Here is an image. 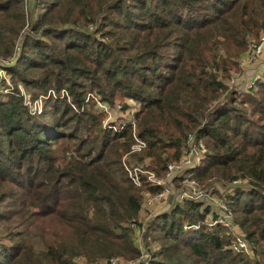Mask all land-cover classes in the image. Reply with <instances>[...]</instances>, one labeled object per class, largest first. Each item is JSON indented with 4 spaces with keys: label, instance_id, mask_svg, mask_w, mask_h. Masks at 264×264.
I'll use <instances>...</instances> for the list:
<instances>
[{
    "label": "trees",
    "instance_id": "16d2710c",
    "mask_svg": "<svg viewBox=\"0 0 264 264\" xmlns=\"http://www.w3.org/2000/svg\"><path fill=\"white\" fill-rule=\"evenodd\" d=\"M263 32L264 0H0V70L13 85L0 81V264H264V80L229 87ZM17 86L54 96L34 116ZM88 93L134 110L146 147L128 164L162 176L189 138L202 141L193 177L232 228L209 227L201 202L174 205L148 224L140 259L128 227L155 190L123 169L132 125L102 129ZM233 230L250 252L231 251Z\"/></svg>",
    "mask_w": 264,
    "mask_h": 264
},
{
    "label": "built area",
    "instance_id": "2783aa9c",
    "mask_svg": "<svg viewBox=\"0 0 264 264\" xmlns=\"http://www.w3.org/2000/svg\"><path fill=\"white\" fill-rule=\"evenodd\" d=\"M18 50L19 49L16 48L15 51L17 52ZM263 51L264 32L260 34L256 41L248 42V50L239 62L242 70L256 63L262 55ZM244 73L245 72L243 71V85L242 80L240 81L239 79H237V77H234L230 80L229 87L231 88L233 85H236L237 90L245 91L255 88L257 82L264 80V71H257V73L251 75L250 78H248L249 74L245 75ZM0 81H4L8 88L4 91V93L12 91L13 87L10 84V80L3 70H0ZM17 88L20 94L23 96L24 107L31 115H34V113L39 114L42 112L41 102H36L37 99L45 102L47 98H49L50 96H54V94L49 93L46 98L39 97L34 99L29 94L26 95V93L20 86H17ZM22 91L24 93H22ZM59 96L60 98L66 99L67 102L70 103L69 97L65 91H61ZM90 98L91 95H88L86 101H88V99ZM32 104H34V107H31ZM97 107L101 112L103 110L107 115V120L103 125V129L108 128V130H112L114 132L117 130H122L126 126V124H130L133 127V142L131 144L129 152L122 158L123 169L130 182L136 188H143L144 185H147L148 187L155 190L153 192L145 191L142 193L141 211L139 218L146 214L150 215L151 218H154L160 214L166 213L174 205L182 204L187 201L201 202L209 207L211 212L205 218L209 227L220 226L226 229L232 228V215L227 209L225 202H223L216 194L212 193L211 191L202 189V187L193 177L194 172L198 168H200L205 157L206 147L202 141L194 142L192 137L189 138V141L186 144V147L183 150L182 155L178 159V161L168 163L165 167L163 175L157 176L155 172L145 168V164H128L130 155L140 153L146 147L145 143L138 139L134 132V110L130 109L128 112H126L128 113V117L125 118L126 121L122 118L120 119L121 123L116 126L115 124L111 123L112 112L108 110L107 106L100 101H97ZM233 185L237 186L239 185V183L235 182ZM212 213H215L216 216L212 217ZM208 217L210 219L207 221ZM137 222H139V219ZM139 225L140 223L131 224L128 228L131 230V232H139V234L141 235V229L139 228ZM141 227L144 228V226L142 225ZM193 227L195 226H184L186 230H189ZM230 249L233 253H248L249 246L242 237L235 234L233 242L230 244ZM144 250L145 249H142V251L139 250L142 255L140 259H144L146 257ZM103 264H135V262L128 263L122 261L121 259L115 258L104 262Z\"/></svg>",
    "mask_w": 264,
    "mask_h": 264
},
{
    "label": "rangeland",
    "instance_id": "374dc122",
    "mask_svg": "<svg viewBox=\"0 0 264 264\" xmlns=\"http://www.w3.org/2000/svg\"><path fill=\"white\" fill-rule=\"evenodd\" d=\"M243 71L245 72L244 74L245 75H248L249 74V76H248V78H250L251 77V75H254V74H256L257 73V71H264V51H263V53H262V55L260 56V58L257 60V62L256 63H254L253 65H251L250 67H248V68H244L243 69ZM244 75V76H245ZM237 79H239L240 81L242 80L243 81V83H242V85L244 84V78L242 79V75L240 76V77H237ZM247 80H249V79H247ZM10 84H11V82H10ZM11 86L13 87V85L11 84ZM232 86V85H231ZM22 93H24L23 91H22ZM27 95V94H26ZM88 95H91V98L89 99V100H91L90 102H91V104L93 105V108H95V109H98V110H96V111H100L99 110V108L97 107V101H100L99 100V98L95 95V94H93V93H88L87 94V96ZM87 96H86V100H87ZM20 98H21V105H23L24 106V99H23V96L20 94ZM85 100V102L87 103V101ZM67 101V100H66ZM69 101H70V103H71V99H70V97H69ZM36 102H38V103H40L41 102V107H42V110H44L45 109V102H43V101H41L40 99H37V101ZM119 99H116L115 100V106L117 105V107H113V106H110V105H107L106 103H103V104H105L106 106H107V108H108V110H110L111 112H112V120H111V123H113V124H115L116 126H118L120 123H121V120L120 119H122V118H126V117H128V113H124V112H120V111H118V107L120 108V104H119ZM69 103V102H68ZM102 103V102H101ZM126 103V105L127 106H130V107H133L134 105H135V103L134 102H132V101H127V102H125ZM73 109H75V107L72 105V103H71V105H70ZM122 106V105H121ZM31 107H34V104H32L31 105ZM84 111H87V110H90V105H89V103L87 104V108H85V109H83ZM82 111V110H81ZM101 112V111H100ZM42 113V112H41ZM41 113H39V114H37V113H34V116H39ZM101 114L103 115L102 116V119H101V127H102V129H103V125L106 123V120H107V115L104 113V111L102 110V112H101ZM106 130H108V128L106 129ZM109 131H112V130H109ZM129 165H136V164H138L137 162H136V160H130L129 161ZM136 163V164H135ZM210 218L208 217L207 218V221L209 220ZM152 220V218H151V216L150 215H148V214H146V215H143L142 217H140L139 218V222L138 223H140V225H142V226H144L145 227V232H144V236H142L141 237V235L139 234V232L138 233H134V232H131L130 233V237L135 241V245H136V247L139 249V250H141L142 251V249H144L145 247H144V245L145 244H149V243H152L151 242V240H152V238H154L155 236H153L152 234H148L147 233V228H148V224L150 223V221ZM230 234H231V243L233 242V239H234V236H235V234L237 235V232L235 231V230H233V233H231L230 232ZM246 242V241H245ZM247 243V242H246ZM248 244V243H247ZM248 246H249V249H250V245L248 244ZM248 252H250L249 250H248Z\"/></svg>",
    "mask_w": 264,
    "mask_h": 264
}]
</instances>
